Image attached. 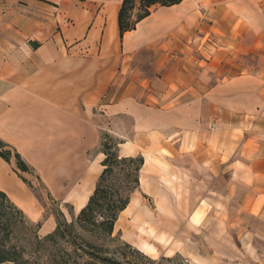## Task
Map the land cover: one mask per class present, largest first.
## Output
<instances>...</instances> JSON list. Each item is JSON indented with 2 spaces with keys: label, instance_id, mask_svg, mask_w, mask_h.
<instances>
[{
  "label": "rangeland",
  "instance_id": "374dc122",
  "mask_svg": "<svg viewBox=\"0 0 264 264\" xmlns=\"http://www.w3.org/2000/svg\"><path fill=\"white\" fill-rule=\"evenodd\" d=\"M172 11L161 17L167 12L159 10L149 20L146 31L157 41L155 50L137 44L128 49L122 41L117 51L128 53L123 74L128 91L114 85L94 107L104 121L97 152L107 134L113 153L143 156L147 172L155 175L152 186L132 195L131 210L121 214L116 234L155 264L264 263V220L246 216L248 211L264 215V0H187ZM122 93L129 96L128 113L105 121L106 104H119ZM171 117L176 129L168 135L186 136V154L173 168L154 124L167 126ZM18 172L38 193L40 187L31 184L38 183L34 171ZM82 206L49 196L43 200L42 222L60 213L71 222ZM172 207L173 229L161 217L172 215ZM23 220L28 231L17 229L12 244L27 247L30 258L29 243L43 238L44 231L38 229L41 222ZM205 223L207 230L197 228Z\"/></svg>",
  "mask_w": 264,
  "mask_h": 264
},
{
  "label": "crops",
  "instance_id": "0c3cea01",
  "mask_svg": "<svg viewBox=\"0 0 264 264\" xmlns=\"http://www.w3.org/2000/svg\"><path fill=\"white\" fill-rule=\"evenodd\" d=\"M122 1L0 0V140L30 166L38 182L31 184L40 187L35 192L20 178L15 162L7 163L0 157V191L30 221L42 223L43 236L57 226L56 218L42 222L43 200L50 196L72 207L83 203V209L103 171L105 155L97 151L104 131L100 122L104 121L98 120L94 107L96 101L108 96L114 85H119L117 91H128L123 76L128 69V53L118 52L117 48L120 49L123 41L128 49L137 44L140 49L155 50L157 41L146 31L149 20L159 10L167 12L161 17L172 16L173 8L183 6L187 0L178 6L159 8L139 23L136 30L126 33L123 40L118 29ZM168 22L172 23V19ZM101 45L104 50H96ZM128 98V94L122 93L119 104L110 100L102 118L107 121L108 117L128 113ZM143 121L142 116L140 123ZM168 122L167 126L154 123L159 127L155 137L169 152L172 161L166 162L173 168L177 159L186 154L183 151L186 136L183 132L168 135V131L176 129L172 117ZM137 133L138 139L145 138L139 136L141 132ZM91 153H95L92 158ZM144 160L140 175L142 188L152 186L155 179V175L147 172L149 165ZM176 202L172 197V205ZM132 205L131 201L122 215ZM159 209L163 210L161 202ZM217 214L222 216L225 212ZM175 216L173 207L172 215L161 214L172 223V229L176 225ZM246 216L264 220L261 213L253 215L248 211ZM141 217L138 216V221ZM205 224L196 227L207 230L209 223Z\"/></svg>",
  "mask_w": 264,
  "mask_h": 264
},
{
  "label": "trees",
  "instance_id": "16d2710c",
  "mask_svg": "<svg viewBox=\"0 0 264 264\" xmlns=\"http://www.w3.org/2000/svg\"><path fill=\"white\" fill-rule=\"evenodd\" d=\"M184 1L123 0L118 14L120 38L123 40L126 33L136 30L139 23L159 8H171ZM102 139L103 171L87 205L71 222L63 213L58 214L55 230L29 243L30 258L26 257L27 247L12 244L17 229L28 231L23 220L26 215L0 191V264H155L116 234L121 214L130 205L132 195L140 189L144 157H120L112 152L110 136L105 134ZM0 157L7 163L15 160L19 171L30 172L22 157L1 140Z\"/></svg>",
  "mask_w": 264,
  "mask_h": 264
},
{
  "label": "bare ground",
  "instance_id": "6f19581e",
  "mask_svg": "<svg viewBox=\"0 0 264 264\" xmlns=\"http://www.w3.org/2000/svg\"><path fill=\"white\" fill-rule=\"evenodd\" d=\"M84 205V204H83ZM83 207V206H82ZM82 209V208H81Z\"/></svg>",
  "mask_w": 264,
  "mask_h": 264
}]
</instances>
